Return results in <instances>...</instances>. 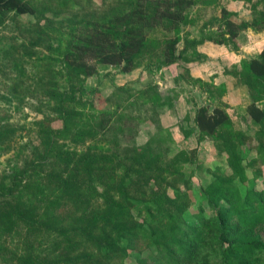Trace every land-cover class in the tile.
Returning <instances> with one entry per match:
<instances>
[{"label": "trees", "instance_id": "16d2710c", "mask_svg": "<svg viewBox=\"0 0 264 264\" xmlns=\"http://www.w3.org/2000/svg\"><path fill=\"white\" fill-rule=\"evenodd\" d=\"M67 1L58 7L65 9ZM194 3L133 0L126 11L128 0H118L119 10L111 8L86 23L70 40L61 59L70 91L45 92L47 107L57 115L38 122L45 148L35 159L53 157L56 168L40 184L37 180L21 184L16 178L13 184L0 181V239L20 235L22 226L25 231L21 254L0 241L4 264H127L130 254L137 255V264H264V189L256 184L262 177L259 165L264 166V110L257 106L264 101V45L256 58L243 60L236 73L251 99L247 114L257 127L253 136L234 129L217 87L213 88L217 105L194 112L195 131L212 140L226 164L208 170V183L198 186L195 195L193 173L183 169L196 162L195 150L168 157L161 142L124 148L115 136L114 153L105 154L77 152L51 140H68L74 147L100 134L104 138L110 130L121 132L131 119L118 118L120 124L114 127L110 123L115 111L91 106L86 113L88 104L76 99L72 89L94 76L98 67L134 70L147 47V33L156 26L176 31L166 43L162 64L187 62L183 54H176L177 32L185 22L184 12ZM258 5L263 8L258 16L239 24L222 10L223 32L208 40L237 51L241 33L264 30V0L252 4L254 13ZM4 13L43 14L28 0H0V15ZM13 66L19 77L29 79L17 58ZM166 102L158 103L153 113L171 106ZM55 120L61 121L58 129L52 126ZM16 130L0 123V155L8 150ZM250 151L253 158H248ZM31 164L36 166L35 161Z\"/></svg>", "mask_w": 264, "mask_h": 264}, {"label": "rangeland", "instance_id": "374dc122", "mask_svg": "<svg viewBox=\"0 0 264 264\" xmlns=\"http://www.w3.org/2000/svg\"><path fill=\"white\" fill-rule=\"evenodd\" d=\"M132 1L128 0L124 10L131 8ZM255 1L195 0L184 12L185 22L177 32L180 41L176 54H183L187 62L178 60L172 65H163L166 43L176 35V31L161 26L152 27L147 33V47L137 58L134 70L122 73L118 67H98L94 76L72 89L76 99L88 104L86 113L90 112L91 106L96 111H115L110 124L116 127L120 124L118 118L131 119L125 121V128L120 127L122 131L115 134L110 130L104 138L100 134L74 147L68 140L52 137V142L55 140L58 144L68 145L70 150L77 152L90 149L108 154L114 153L115 147L111 141L117 136L124 148L143 146L152 140L161 142V149L168 157L181 150H195L196 162L183 166L187 174L193 173L195 195L198 186L208 183V170L217 165L226 167L225 158L218 155L212 140L198 135L193 123L198 107L212 108L217 105L218 96H214L213 88L222 91L221 101L226 104V112L234 129L249 136L257 131L247 114L251 102L248 90L240 84L236 73L240 71L243 60L256 58L260 53L264 45V30L257 32L248 29L241 33L236 41L237 51L208 40L217 38L223 32L222 10L229 13L230 20L235 24L251 22L263 10L262 5H258L257 11L253 12L252 4ZM28 2L42 10L43 14L38 17L13 13L0 15V123L17 128L8 150L0 155V181L4 179L6 184H13L12 178L21 179V184L35 180L40 184L56 168L53 157L35 159L38 153H44L45 148L38 122L44 121L45 116L57 115L47 107L48 98L44 93L70 91V83L61 65L70 40L86 27V23L94 21L111 8L119 10L118 0H70L65 9L58 7L63 0ZM73 16H77V21L73 20L71 24L68 18L72 19ZM184 46H187L186 51L181 53ZM16 58L26 76H30L29 79L19 77L14 69ZM14 84H18V87ZM161 102H170L171 106L157 110L155 115L154 109ZM257 106L264 110V101ZM145 113H148L147 118L141 119ZM52 126L60 128L61 121L55 120ZM48 150L52 149L48 147ZM254 156V151H250L248 158ZM32 161L36 162L34 168L31 167ZM259 167L262 177L256 182L257 189H264V166ZM23 232L22 226L20 235L13 233L0 241H5L4 246L8 250L21 254ZM136 260L137 255L130 254L127 264H137ZM0 264H4L2 258Z\"/></svg>", "mask_w": 264, "mask_h": 264}]
</instances>
